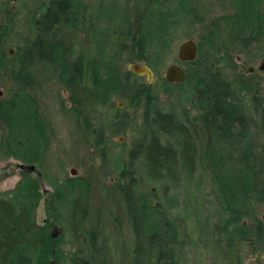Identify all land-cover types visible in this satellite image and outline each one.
<instances>
[{
    "label": "trees",
    "instance_id": "obj_1",
    "mask_svg": "<svg viewBox=\"0 0 264 264\" xmlns=\"http://www.w3.org/2000/svg\"><path fill=\"white\" fill-rule=\"evenodd\" d=\"M165 1L136 0L133 14L110 8L104 14L92 15L89 29L98 54L88 56L79 51L68 63L65 55L71 46H64L56 37L62 26L84 23L75 10L77 0H41L39 13L31 19L34 39L23 41L12 56L16 92L9 100H0V120L9 131L5 146L12 151L13 134L20 133L26 124L37 141L36 147L32 143L35 160L47 146L45 124L36 102L27 94L36 83L27 69L37 63L53 65L65 89L74 90L88 83L86 90L95 101L115 97L124 101L126 109L139 107L142 130L113 164L115 185L133 233L132 264H180L179 249L183 250L189 240L196 243L192 230H186L195 217L188 208L195 206L214 209L210 233H205L207 250L213 253L211 264H246L250 256L262 257L264 253V219L256 214L257 202L264 201V142L258 149L255 140L256 128L264 134V92L260 82L253 79L255 74H246L242 69L231 79L209 60L222 56L225 68L232 69L236 65L231 49L238 45L248 49L264 35V12L258 9L261 0L248 1L246 24L238 23L237 13L211 20L207 35L198 37L197 58L182 61L193 66L187 78L179 83L163 79L165 91L179 95V103L163 107L154 85L128 69L120 70L116 60L126 53L131 62L144 63L157 73L176 40L194 38L191 28L202 19L196 14V1L176 0L179 2L175 8L167 7ZM8 3L1 2L0 66L7 59L3 47L11 31L8 23L16 17ZM101 18L110 25L106 32L96 25ZM221 20L227 33L219 48H214L213 40L221 37ZM33 49L37 53L32 56ZM73 101L79 104L78 99ZM26 105L30 107L28 115L22 111ZM75 115L80 118L77 111ZM130 121L135 119L117 110L108 125L111 132L113 127L123 133ZM83 124L94 147L105 157L110 137H104L107 128L85 118ZM0 137L1 150L4 141L3 135ZM222 147L229 148L228 152L220 151ZM10 154L15 155L14 151ZM21 173L25 175L24 170ZM26 178L0 192V264H48L53 259L60 264L57 239L43 234L48 225L40 226L35 221V203L27 198L28 192L39 194L36 180L25 182ZM64 181L56 194L67 199L75 187L70 179ZM78 182H82L80 193L84 197L88 185ZM79 198L78 194L67 207V217L72 221L77 213L82 219L87 216L86 204L81 206ZM49 206L54 209L52 201ZM57 213V222H62L64 218ZM95 232L86 233L88 254L73 253L67 264H105L99 260L101 248Z\"/></svg>",
    "mask_w": 264,
    "mask_h": 264
},
{
    "label": "rangeland",
    "instance_id": "obj_2",
    "mask_svg": "<svg viewBox=\"0 0 264 264\" xmlns=\"http://www.w3.org/2000/svg\"><path fill=\"white\" fill-rule=\"evenodd\" d=\"M2 1L0 0V13L3 8ZM195 1L198 10L196 14L202 17L191 28L192 37L196 42H198V37L207 35L208 24L217 17L237 13L240 20L238 23L246 24L244 19L249 8V0ZM40 2L41 0H9L8 6L13 12H16V17L8 23L11 31L3 47L7 59L1 65L2 67L0 66L1 101L9 100L10 95L16 92L17 84L12 78L14 68L12 56L23 41L34 39L35 32L31 26V19L34 13L35 15L39 13L37 9ZM178 2L167 0L164 3L167 7L175 8ZM136 3V0H77L75 10L77 15L84 18V23H76L75 26H62L56 37L64 46H71V49L65 55L67 62H72L79 51H83L88 56L98 54L95 53L97 50L89 29L93 19L92 15L96 16V13L98 15L100 13L104 14L109 12L110 8L121 9L126 15L133 14ZM258 9L264 12V0H261L258 4ZM221 24V37L213 40L214 48H219L227 33L224 20H221ZM96 25L100 27L101 32H106L110 28L109 23L102 18L98 20ZM183 40H186V38H179L174 42L164 66L157 73L153 72L154 80L151 84L154 85V91L158 94V103L163 107L169 106L170 103H179L177 100L179 95H176V93L169 94L165 91L163 79L167 78L168 66L172 64L179 65L186 73L188 69L193 68L192 65L189 66L178 57ZM39 52L41 54L42 50ZM36 53L37 50L34 51L33 49L31 55H36ZM230 53L234 54V64L236 65L232 69L225 68L226 60L222 56L211 58L209 63L213 64L214 68H223L231 79H234L242 69L246 71V74H255L253 79L260 82V87L264 92V70L261 68L264 60V35L259 40L254 41L248 49L238 45L233 47ZM130 62L129 54L123 53L118 56L116 65L120 70H125ZM53 67V65L47 66L43 63H37L27 69L33 73L36 80V83L27 89V94L36 102L39 116L43 120L46 129L47 146L40 155V159H34L37 157L33 155L37 141L33 135L30 136L29 124H26L24 128L22 126L23 130L19 129L20 133L13 134L12 140L16 142L13 141L12 151L15 155H11L12 151L9 152L5 146L9 131L6 124L0 120V135H3L4 141L0 150V192L14 188L17 182L22 178H26V176L30 179L26 178L25 182L36 180L39 194L30 195L28 192L27 198L35 203L33 209L35 221L40 226L48 225V228L43 229V234H50L57 239L60 264H67L69 255L73 253L88 254L86 233L91 230L96 231L97 245L101 248L99 260L104 261L105 264H132L133 233L122 206L118 188L115 185L116 174L113 164L119 153L128 149L142 130L139 117L140 108L129 107L126 109L124 101L115 97L111 101H102L103 103L99 98L98 101H95L89 91L86 90V86L89 88L88 83L82 84L74 90L65 89L56 78ZM146 79V76L142 77V80L149 84ZM177 90L176 87L175 91L177 92ZM76 99L79 100V104L73 101ZM119 103L122 105L118 106ZM27 110L30 111V107L28 106L27 109L26 105L22 111L28 115ZM117 110L135 119V121L126 124L123 133L114 131L113 127L111 132V125H108L111 122L112 115ZM75 111L79 113L80 118L76 117ZM84 118L92 124L103 123L107 128L104 129V137H110H108L106 143L108 152L105 157L102 158L99 149L94 147L92 138L85 130ZM255 133L256 147L259 149L264 142V134L257 128ZM119 138H122V141H119ZM32 143L35 147L32 146ZM16 144L17 146H15ZM228 150L227 147L220 149L223 153L228 152ZM20 165H34L35 171L20 169ZM22 170H24L25 175L21 173ZM64 179H70L75 187L73 192H69L67 199L60 198L56 194L59 185L65 182ZM78 180H82L88 185L87 195L85 194L84 197H81L82 194L80 193L84 187L82 188V182H78ZM60 188L62 189V187ZM78 194L80 195L78 203L81 206L86 204L87 216L82 219L80 214L77 213L76 219L72 221V218L67 217V207L71 206ZM155 197H158V195H155ZM51 201L54 204V209L49 206ZM213 211V206L188 208V212L192 213L193 216L195 215V217L186 226V230L187 228L192 230L191 237L196 243H190L192 241L189 240L188 244L183 246V250L179 249L182 254L180 264H211L213 253L207 250V243L205 242L207 235L205 233H210V216ZM57 212L64 218L62 222H57ZM256 214L259 218L264 219V201L257 202ZM213 247L214 245H211V248ZM31 254H35V252L32 251ZM253 261L262 264L264 253L262 257L250 256L245 263L248 264ZM55 263L56 261L53 259L48 264Z\"/></svg>",
    "mask_w": 264,
    "mask_h": 264
},
{
    "label": "water",
    "instance_id": "obj_3",
    "mask_svg": "<svg viewBox=\"0 0 264 264\" xmlns=\"http://www.w3.org/2000/svg\"><path fill=\"white\" fill-rule=\"evenodd\" d=\"M197 56H198V43L196 42V40H194L193 38L184 40L179 48V53H178L179 59L181 61L188 62L195 60ZM261 68L264 70V60L262 61ZM127 69L138 76H146L147 78L146 80L148 81V83H152L154 80L153 71L148 65L144 63L130 62L128 64ZM166 77L172 83H179L187 78V73L179 65L172 64L167 68ZM121 105H122L121 103L118 104V106ZM119 141H122V138H119ZM23 167L29 169L30 171L34 169V165H30V166L20 165V168ZM248 264H259V263L257 261H253ZM262 264H264V262Z\"/></svg>",
    "mask_w": 264,
    "mask_h": 264
},
{
    "label": "flooded vegetation",
    "instance_id": "obj_4",
    "mask_svg": "<svg viewBox=\"0 0 264 264\" xmlns=\"http://www.w3.org/2000/svg\"><path fill=\"white\" fill-rule=\"evenodd\" d=\"M20 169H21V168H20ZM23 169H26V168L23 167ZM28 170H29V169H28ZM32 171H35V167H34V169H33ZM257 262H258V261H257ZM258 263H259V262H258Z\"/></svg>",
    "mask_w": 264,
    "mask_h": 264
}]
</instances>
